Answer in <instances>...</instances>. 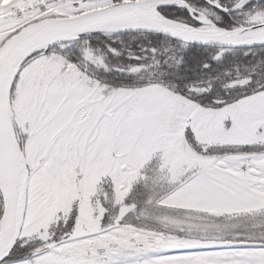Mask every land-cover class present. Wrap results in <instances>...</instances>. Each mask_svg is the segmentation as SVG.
Instances as JSON below:
<instances>
[{
	"label": "snow or ice",
	"instance_id": "6c2138e0",
	"mask_svg": "<svg viewBox=\"0 0 264 264\" xmlns=\"http://www.w3.org/2000/svg\"><path fill=\"white\" fill-rule=\"evenodd\" d=\"M0 264H264V0H0Z\"/></svg>",
	"mask_w": 264,
	"mask_h": 264
}]
</instances>
